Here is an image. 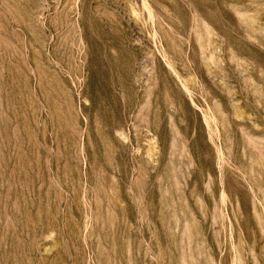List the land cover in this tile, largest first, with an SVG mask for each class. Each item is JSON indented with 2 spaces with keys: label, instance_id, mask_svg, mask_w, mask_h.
<instances>
[{
  "label": "rangeland",
  "instance_id": "obj_1",
  "mask_svg": "<svg viewBox=\"0 0 264 264\" xmlns=\"http://www.w3.org/2000/svg\"><path fill=\"white\" fill-rule=\"evenodd\" d=\"M0 264H264V0H0Z\"/></svg>",
  "mask_w": 264,
  "mask_h": 264
}]
</instances>
